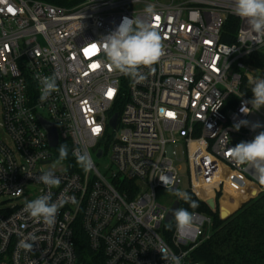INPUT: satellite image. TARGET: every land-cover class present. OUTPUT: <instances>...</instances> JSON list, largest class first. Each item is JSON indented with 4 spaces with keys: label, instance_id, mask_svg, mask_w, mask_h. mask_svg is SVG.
I'll use <instances>...</instances> for the list:
<instances>
[{
    "label": "built area",
    "instance_id": "1",
    "mask_svg": "<svg viewBox=\"0 0 264 264\" xmlns=\"http://www.w3.org/2000/svg\"><path fill=\"white\" fill-rule=\"evenodd\" d=\"M149 5L156 15L145 12ZM234 6V0H85L64 8L0 0V264H84L76 251L78 225L104 264H170L161 253L199 264L187 258L209 237L208 215L194 212L183 236L176 227V248L161 234L170 208L157 192L179 189L180 164H187L190 192L205 203L213 198L219 208L230 195L264 193L253 169L237 165L227 151L264 132V111L243 93L257 79L249 60L264 50V36ZM124 17L151 24L162 37L164 55L140 68L141 82L102 64L94 43ZM232 17L239 27L227 43ZM53 75L58 91L41 101L36 77ZM241 121L248 123L237 131ZM44 123L56 128V148ZM256 123L261 127L253 129ZM61 144L68 149L64 160ZM77 148L90 154V171L77 163ZM103 159L107 175L96 162ZM49 170L59 186L38 180ZM48 194L52 202L76 200L59 208L51 227L23 211L26 201ZM29 233L39 237L32 251L18 247Z\"/></svg>",
    "mask_w": 264,
    "mask_h": 264
},
{
    "label": "clouds",
    "instance_id": "2",
    "mask_svg": "<svg viewBox=\"0 0 264 264\" xmlns=\"http://www.w3.org/2000/svg\"><path fill=\"white\" fill-rule=\"evenodd\" d=\"M233 11L238 16L245 18L251 29L261 36H264V0H234ZM145 12L149 15H156L154 6L149 5ZM99 44L100 50L104 56L101 63L109 64L113 71L128 76L141 82L146 77L140 72L141 67L151 68L164 55V45L160 33L151 26V24L138 19L124 17L119 26L109 35L103 38L102 42H94ZM154 70V69H153ZM42 85L41 101L47 100L55 91H58L57 78L55 75L37 76ZM251 92L253 99L252 108L259 110L264 106V78L253 80ZM251 108V109H252ZM244 113H249L248 107L241 109ZM247 121H241L234 127L237 131L241 125H247ZM253 129L261 127L259 123L252 125ZM228 155L237 165H248L254 171V175L258 182L264 185V132H260L250 142L242 141L234 147L228 148ZM73 155L77 159V163L85 170L90 171L94 167V163L87 151L81 152L80 149H74ZM68 156L67 146L61 144L59 146L60 160L66 159ZM38 180L44 185L52 188L59 186L60 179L55 176L52 170L46 171L38 177ZM166 187L168 180L162 181ZM21 194V190L16 191ZM174 194L190 203V207L197 208L199 205L191 197L180 190H175ZM76 203L74 197H65L56 202L51 201V195H42L34 200L26 201L23 211L28 213L36 222H43L51 227L55 223L56 215L60 207L68 201ZM174 220L178 233L183 236L192 230L195 214L187 209L179 208L173 212ZM39 242V237L34 233H29L24 239L18 243V247L27 251L33 250L34 243ZM160 251V250H159ZM162 258L170 264H180V257L174 254L161 253Z\"/></svg>",
    "mask_w": 264,
    "mask_h": 264
},
{
    "label": "trees",
    "instance_id": "3",
    "mask_svg": "<svg viewBox=\"0 0 264 264\" xmlns=\"http://www.w3.org/2000/svg\"><path fill=\"white\" fill-rule=\"evenodd\" d=\"M55 6L72 8L85 0H39ZM239 22L230 18L227 31L229 37L224 42L233 43ZM256 69H264V50L252 56L249 60ZM247 85V82H245ZM243 93L251 97V91L244 86ZM191 200L199 205L190 207L189 202L181 200L180 208L189 212L206 213L212 216V236L189 254L191 262L199 264H264V193L257 199L244 204L236 213L227 219H221L218 212H212L209 207L197 197L189 193ZM238 200H242L239 198ZM229 198L223 200L227 203ZM223 212L224 217L230 214V210ZM176 224V222H175ZM175 224L164 225L161 229L163 238L173 247ZM76 251L79 259L84 264H104V257L100 253L93 252L88 244L87 236L81 226L75 231Z\"/></svg>",
    "mask_w": 264,
    "mask_h": 264
},
{
    "label": "rangeland",
    "instance_id": "4",
    "mask_svg": "<svg viewBox=\"0 0 264 264\" xmlns=\"http://www.w3.org/2000/svg\"><path fill=\"white\" fill-rule=\"evenodd\" d=\"M253 75L256 76L257 79L264 78V69H256V71L253 73ZM252 96H253V93L251 92V99H252ZM262 109H264V107H262ZM96 162H98V167L102 171V173L104 175H107V172L105 171V168H106L107 163H108L107 159H103V160H100V161L96 160ZM180 165H181V168H180V166H179V168H180V173H181V176H182V183H181V185H180L178 190H180L182 192H186L189 195V193L191 191V184H190L191 182H190L189 170H188V167H187L186 163H182ZM51 168H53V167H48V169H51ZM255 194L256 193H254V196H251V197L248 196V198L245 197V199L242 200V201H240V200L237 201L236 200L234 203L233 202L229 203L231 205V207H233V209L231 210L230 216L233 215L234 213H236L244 204H246V203H248V202H250L252 200L257 199L262 193H260V194H258L256 196H255ZM177 199H178V197L174 194V190H159L157 192V200H158V202L160 204H162L163 206L167 207V208H171L173 203ZM229 202H230V200H229ZM221 210H223V206L221 208L217 207V209L215 211H213V210H211V211L214 212V213L218 212L219 215H220V211ZM204 214H206V213H204ZM206 215H208V214H206ZM208 216L212 219V216H210V215H208ZM221 219H223V218H221ZM173 223L175 224V220L172 222V224ZM212 226H213V223H211L210 227L207 230V236H209L207 239H209L212 236V234H213ZM175 229H176V224H175ZM207 239L202 240L198 245L202 244ZM187 260L191 262L189 256H188Z\"/></svg>",
    "mask_w": 264,
    "mask_h": 264
},
{
    "label": "water",
    "instance_id": "5",
    "mask_svg": "<svg viewBox=\"0 0 264 264\" xmlns=\"http://www.w3.org/2000/svg\"><path fill=\"white\" fill-rule=\"evenodd\" d=\"M117 122H118V114H115L112 117V119L110 120V126L115 129L116 126H117ZM44 126H45V128H46V130L48 132V137H49V141H50L51 147L56 148L58 146L59 139H58V134H57L55 126L50 124V123H44ZM180 204L181 203H180L179 200H176L173 203L172 207L170 208V210H169V212L167 214L166 220H165V224L166 225H169V224H171L174 221L173 212L176 209L180 208ZM206 204L213 211H215L217 209L216 203H215L213 198H210L209 200H207ZM229 216H230V214L227 215L226 217H224L223 210L220 211V217L221 218L226 219Z\"/></svg>",
    "mask_w": 264,
    "mask_h": 264
},
{
    "label": "crops",
    "instance_id": "6",
    "mask_svg": "<svg viewBox=\"0 0 264 264\" xmlns=\"http://www.w3.org/2000/svg\"><path fill=\"white\" fill-rule=\"evenodd\" d=\"M252 99H253V96H252ZM262 107H264V106H262ZM262 107L260 109L264 111V109H262ZM227 198H229L230 202L226 201L227 203H225V202L223 203V212H226L225 210L228 209V210H230V213H231V210L233 209V207H231V205L229 203H231V202L234 203L235 202V200L232 199V198H235L237 201H238L239 198L235 197L234 195H230ZM241 199L244 200L245 198H241ZM242 200H240V201H242Z\"/></svg>",
    "mask_w": 264,
    "mask_h": 264
},
{
    "label": "snow or ice",
    "instance_id": "7",
    "mask_svg": "<svg viewBox=\"0 0 264 264\" xmlns=\"http://www.w3.org/2000/svg\"><path fill=\"white\" fill-rule=\"evenodd\" d=\"M92 47H93V49H95L96 46L93 45ZM108 94H109V96H111V94H112L111 91H110ZM94 131H95V132H99L100 129H99V128H96V129H94Z\"/></svg>",
    "mask_w": 264,
    "mask_h": 264
}]
</instances>
